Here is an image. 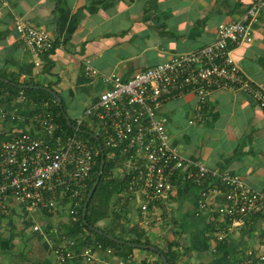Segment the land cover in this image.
Listing matches in <instances>:
<instances>
[{
	"label": "crops",
	"instance_id": "0c3cea01",
	"mask_svg": "<svg viewBox=\"0 0 264 264\" xmlns=\"http://www.w3.org/2000/svg\"><path fill=\"white\" fill-rule=\"evenodd\" d=\"M252 2L0 0V78L40 82L28 86L51 84L76 118L112 86L102 75L115 72L126 79L171 55L199 49L216 40L219 23L238 19ZM20 19L47 29L54 39L52 50L32 51L17 29ZM231 48L242 72L264 90V5L252 40ZM88 64L98 73H89ZM19 92L0 84V138L20 131L39 133L33 120L37 109L27 94L24 99ZM199 101L195 92H185L163 103L160 112L167 117L172 143L191 160L239 174L252 187L264 188V111L256 98L241 88L219 86L209 92L201 112ZM175 180L168 202L150 204L151 227L146 231L139 227L145 236L164 249L173 242L180 264H239L237 258L242 259L247 236L252 234L251 224L229 232V247L218 252L215 214L198 209L199 186L182 174ZM138 201L130 200L128 214L131 224L139 226ZM67 207L61 203L52 212H30L13 200L9 212L0 216V264H119L121 260L125 264H161L150 248L97 244L92 245L96 251L93 261L79 253L60 263L53 246L72 220ZM29 213L34 219H24ZM35 216L46 221L39 223ZM34 224L40 228L35 229ZM29 227L32 234L26 236ZM132 233L123 232L126 237ZM79 246L82 249L86 244Z\"/></svg>",
	"mask_w": 264,
	"mask_h": 264
},
{
	"label": "built area",
	"instance_id": "2783aa9c",
	"mask_svg": "<svg viewBox=\"0 0 264 264\" xmlns=\"http://www.w3.org/2000/svg\"><path fill=\"white\" fill-rule=\"evenodd\" d=\"M263 5L264 0H253L238 19L219 23L216 40L199 49L171 55L126 79L115 72L102 75L112 86L75 118L73 132H60L52 101L43 99L33 117L38 134L20 131L0 138V216L7 214L11 202L17 200L28 211L52 212L66 203L72 218L78 219V207L101 149L79 133L81 127H87L91 135L97 134L103 146L112 150L111 157L117 158L114 175L127 179L122 199L139 200L141 229L151 227L150 204L168 202L175 179L182 174L199 186L198 209L215 214L216 239L224 241L229 232L250 223L252 234L247 236L242 264H264V188H254L239 174L184 155L172 143L167 117L160 112L168 98L185 92L199 96L201 112L209 92L219 86L250 92L264 111V90L242 72L231 48L252 40ZM16 26L32 51L45 53L54 47L47 29L22 19ZM87 70L98 73L91 64ZM19 95L26 99L23 88ZM34 228L39 229V224ZM61 236L53 246L60 263L79 253L89 261L96 258L92 245L79 250L76 237Z\"/></svg>",
	"mask_w": 264,
	"mask_h": 264
},
{
	"label": "trees",
	"instance_id": "16d2710c",
	"mask_svg": "<svg viewBox=\"0 0 264 264\" xmlns=\"http://www.w3.org/2000/svg\"><path fill=\"white\" fill-rule=\"evenodd\" d=\"M5 77V76H4ZM7 77V76H6ZM0 84L10 87L14 93H17L20 89H24L25 93L32 99V105L35 106L36 109L40 107V102L49 98L52 101V110L56 120L60 123L61 128L60 132H73L76 126V119L73 118L67 111L65 106L64 99L63 105L54 97V95L43 89L26 86V84H40L38 81H26L20 82L14 78H10V81H5L0 78ZM51 86V84H50ZM66 114L69 115L71 119V123L68 121ZM79 133L89 139L91 142L95 143L97 147L100 148V145L97 142V139L91 135L90 130L87 127H81ZM111 149L104 145L105 152V167L103 174L100 178L99 184L89 202L87 209V220L89 224L84 222L83 218V208L87 198V195L90 189L93 186V183L96 179L98 171L101 167V162L103 159V152L100 149L97 154V162L91 174V178L88 181L87 190L82 198L81 204L78 207V219L72 220L64 225L65 236L67 237H76L79 242V245H96L97 242H101L104 247H115L117 249L120 248H128L133 249L134 246L132 244H128L126 242H118L116 240L111 239L105 234L99 233L93 230L90 225L97 226L101 228L104 232L113 234L114 236L129 240L132 242L138 243H153L148 237L145 236L144 231L139 228V226L135 223H126L131 221L132 218H127V212L130 209L131 202L129 199L123 200L121 195L125 193L127 190V179L126 177H117L113 173V170L117 167V158L111 157ZM117 195L116 202L119 204V209H115L113 206L112 200ZM72 217V216H71ZM126 218V220H125ZM109 219L108 224L102 225L100 221ZM125 220V221H124ZM131 224V225H130ZM120 230V231H119ZM133 232L131 236H124L123 232ZM174 243L170 242L168 248H161L164 253L167 255L170 264H180L179 254L172 249ZM229 247L226 239L224 241L218 240L217 242V251L222 252L226 248ZM80 249V246L78 247ZM95 248V246H94ZM159 256V260L161 264H164L162 260V256L159 252L153 250Z\"/></svg>",
	"mask_w": 264,
	"mask_h": 264
},
{
	"label": "water",
	"instance_id": "95a60500",
	"mask_svg": "<svg viewBox=\"0 0 264 264\" xmlns=\"http://www.w3.org/2000/svg\"><path fill=\"white\" fill-rule=\"evenodd\" d=\"M28 86V85H26ZM31 87H36V88H43L49 92H51L54 97L60 102L61 105H63V100H62V97L61 95L59 94V92L57 90H55L53 87L51 86H46V85H29ZM67 116V119L68 121L71 123V119L69 117L68 114H66ZM98 141L99 145H100V148L103 152V159H102V162H101V167H100V170L98 171V174L96 176V179L93 183V186L92 188L90 189L88 195H87V198H86V201H85V204H84V208H83V218H84V222L86 224H89L88 220H87V209H88V205H89V202L99 184V181H100V178L103 174V171H104V167H105V162H106V159H105V152H104V146L102 144V142L100 141V137L97 135V134H92ZM90 227L99 232V233H102V234H105L107 235L108 237H110L111 239L113 240H116L118 242H126L128 244H132L133 246H141V247H144V248H150L152 250H155L157 252H159L162 256V260L164 262V264H170L169 263V260H168V257L167 255L164 253V251L161 249V247H159L158 245L156 244H152V243H138V242H132V241H128V240H124V239H120L116 236H114L113 234H110V233H107V232H104L101 228L97 227V226H94V225H90Z\"/></svg>",
	"mask_w": 264,
	"mask_h": 264
},
{
	"label": "rangeland",
	"instance_id": "374dc122",
	"mask_svg": "<svg viewBox=\"0 0 264 264\" xmlns=\"http://www.w3.org/2000/svg\"><path fill=\"white\" fill-rule=\"evenodd\" d=\"M114 174V173H113ZM118 174L121 176V172H118ZM117 177H119V176H117ZM121 195V197H124L125 196V194L123 193V194H120ZM116 199H117V195L113 198V200H112V203H113V206L115 207V209H119V204H117V202H116ZM130 211V210H129ZM129 211L127 212V218L128 217H130L131 218V215H129L128 213H129ZM31 212V211H30ZM30 214V213H29ZM131 214H132V212H131ZM24 219H34V217H32V215L30 214V215H28V216H25V218ZM46 218H38L37 216H35V220L37 221V222H45L46 220H45ZM125 220H126V218H125ZM124 220V221H125ZM103 221H105V223H103ZM103 221H100V224H102V225H104V224H108V222H109V219H106V220H103ZM126 223H131V221L130 222H128V220H126ZM24 234L27 236H29L30 234H32V227H29V228H27L25 231H24ZM238 256H239V254H238ZM240 260H241V258H237V263H239L240 264Z\"/></svg>",
	"mask_w": 264,
	"mask_h": 264
}]
</instances>
